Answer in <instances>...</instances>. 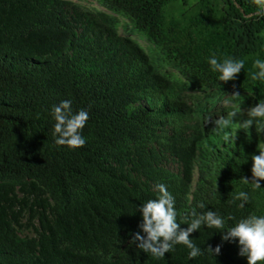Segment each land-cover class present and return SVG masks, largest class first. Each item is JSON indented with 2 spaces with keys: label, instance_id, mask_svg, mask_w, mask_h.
Wrapping results in <instances>:
<instances>
[{
  "label": "trees",
  "instance_id": "1",
  "mask_svg": "<svg viewBox=\"0 0 264 264\" xmlns=\"http://www.w3.org/2000/svg\"><path fill=\"white\" fill-rule=\"evenodd\" d=\"M221 3L0 0V264H247L235 242L194 260L182 245L160 260L129 246L135 207L156 184L178 222L192 211L232 216L226 226L264 214V181L256 191L241 181L264 134L234 125L225 141L207 124L231 110L238 124L264 100L249 81L264 59V16L253 0ZM213 54L245 60L235 81L216 79ZM62 100L89 114L82 148L54 144L50 111ZM241 190L244 208L233 202ZM215 231L190 239L215 249Z\"/></svg>",
  "mask_w": 264,
  "mask_h": 264
},
{
  "label": "clouds",
  "instance_id": "2",
  "mask_svg": "<svg viewBox=\"0 0 264 264\" xmlns=\"http://www.w3.org/2000/svg\"><path fill=\"white\" fill-rule=\"evenodd\" d=\"M253 4L257 8L256 15L264 16V0H253ZM206 62L210 71L216 75V79L223 83L235 81L245 67L244 59L232 57L218 59L215 54ZM252 68L253 71L249 73L250 83L264 85V59H255ZM228 97L234 100L239 97V93L234 92ZM237 115L236 110H231L215 119L209 117L207 124L213 125L211 132L217 135L222 133L225 141L230 139V133L225 130L234 125L242 130L254 126L258 133L264 134V100L249 106L238 124L234 122ZM50 116L54 121L52 135L56 146H66L74 150L85 145L86 138L82 135V130L89 119L86 110L74 111L71 100H62L52 106ZM257 151L258 155L251 156V177L241 178L242 183L249 185L251 191L262 189L260 182L264 181V144H261ZM154 191L157 193L156 198L141 203L138 208L135 207L133 214L139 212L141 222L138 225L139 231L132 234L129 246L134 244L141 252L160 260L166 253L174 251L177 245H182L188 250V259L194 260L205 252L216 257L220 254L224 242H235L239 256L246 258L247 264H264V214H249L231 226H226L227 221L234 219L232 216L225 218L212 210L192 211L182 222H178L175 200L167 187L164 184H156ZM235 201H240L237 206L244 208L249 202V193L239 191L234 196L233 202ZM198 207L203 209L205 205L200 203ZM181 225L187 227L182 228ZM202 228L214 229L220 233L221 245H217L215 249L209 246L202 250L195 244L190 236Z\"/></svg>",
  "mask_w": 264,
  "mask_h": 264
},
{
  "label": "rangeland",
  "instance_id": "3",
  "mask_svg": "<svg viewBox=\"0 0 264 264\" xmlns=\"http://www.w3.org/2000/svg\"><path fill=\"white\" fill-rule=\"evenodd\" d=\"M192 2H194V1H192ZM192 2H190V6H188V8H189V12L194 14V11H195V9L197 7H195V6L193 7V3ZM212 4L216 5L219 8V10L222 8L221 0H212ZM179 14H180L179 12H176L175 16H178ZM121 21H123V20H121ZM170 168H171L172 171H176V167L174 165L170 166ZM192 180H193V185L195 187V183L197 181V172H196V170H195V172L193 174V179Z\"/></svg>",
  "mask_w": 264,
  "mask_h": 264
}]
</instances>
